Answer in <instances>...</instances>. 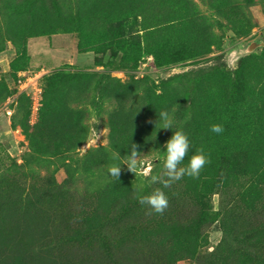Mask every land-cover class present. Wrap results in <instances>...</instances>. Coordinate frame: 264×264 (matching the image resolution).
I'll return each instance as SVG.
<instances>
[{
  "label": "trees",
  "instance_id": "trees-1",
  "mask_svg": "<svg viewBox=\"0 0 264 264\" xmlns=\"http://www.w3.org/2000/svg\"><path fill=\"white\" fill-rule=\"evenodd\" d=\"M87 1L8 0L10 8L16 12L15 17L21 12L35 16L42 10L62 15L66 12L65 19L74 17L75 11L82 12ZM91 1L89 4L94 7L102 5L100 1ZM103 1L112 3L114 0ZM139 1L141 6L135 18L127 24L144 32L147 48H150V37L170 22L174 11L159 0ZM179 1L185 4L190 18L205 26L209 33L206 39L189 41V49L201 57L210 54L211 45L220 49L221 36L215 32L216 17L221 14L218 0ZM230 1L246 16L242 0ZM245 1L250 7L254 0ZM101 20L107 28L109 22L104 14L94 16L91 23L96 25L94 21ZM177 40L174 37L172 44L180 46ZM118 84L120 80L107 72L99 73L92 77L85 90L73 89L67 94L66 106L78 115L77 129L64 139L55 140V144H47L44 147L47 159L38 157L36 148L31 145L23 164L15 165L16 173L21 174L5 181L15 185L8 187L6 193L10 200L16 198L24 205L18 206L17 216H5L0 221L4 233L10 237L22 233L23 239L28 238V244H25L28 252L23 255L30 256V264L31 258L40 264H183L189 260L196 264H264V78L259 77L253 83L251 100L231 101L232 120L227 119L231 126L224 128L221 134L208 135L205 143L211 145L206 144L203 149L211 162L205 165L198 179L184 176L177 181L181 192L178 190L180 193L175 195L171 193V186L158 183V189L168 197L169 204L162 215L153 213L151 216L145 214V205H141L136 197L151 194L155 191L154 184L149 182V177L134 179L125 165L133 143L111 138L107 147L91 149L86 155L79 151L90 136L89 118L96 103L94 93L98 86L103 94L105 88ZM186 86V82L180 85L182 92L186 91ZM130 87L132 90L128 93L112 95L115 103L111 102V107L116 113L133 114V133L138 136L146 121L159 117L160 112L153 110L149 103L143 80H133ZM175 107L177 109L172 107L167 111L172 120L179 121L177 127L160 129L158 123L149 142L138 145L137 151L141 155H158L154 171L163 167L164 145L174 132L185 133L181 125L190 115L188 104L181 99ZM42 127L40 121L34 129L41 130ZM199 148H194L190 156ZM116 153L119 158H114ZM54 161L60 163V168ZM113 164L121 166L118 180L108 175V168ZM58 171H63L65 179L57 185L56 191L38 196V189H32L31 193L22 188L29 178L54 181ZM214 195L220 197L221 216L215 220L210 213L214 209ZM26 213L34 220L29 233L25 232L28 225L18 220ZM128 218H140L134 226L138 237L134 242L123 232L125 227L129 228L125 225ZM217 221L222 225L221 241L212 251L205 252L209 227Z\"/></svg>",
  "mask_w": 264,
  "mask_h": 264
},
{
  "label": "rangeland",
  "instance_id": "rangeland-1",
  "mask_svg": "<svg viewBox=\"0 0 264 264\" xmlns=\"http://www.w3.org/2000/svg\"><path fill=\"white\" fill-rule=\"evenodd\" d=\"M90 1L82 12L75 11L74 17L65 19L66 12L62 15L42 10L35 16L21 12L15 17L11 3L0 0V221L5 216H17L18 206L24 205L16 198L10 200L6 193L8 187L15 185L5 181L21 174L16 173L15 165L23 164L31 145L38 157L47 159L44 149L47 144H55V140L76 131L78 115L66 106V96L73 89L85 90L95 74L107 72L119 79L120 84L105 88L103 94L98 86L94 93L96 103L89 118L90 136L79 149L81 155L109 146L111 138L137 145L149 142L152 130L158 126V117L147 120L141 134L136 136L133 114L116 113L111 107V102L115 103L113 94L128 93L132 90L130 82L143 80L148 101L157 113L172 107L177 109L175 104L181 99L188 104L190 115L181 127L189 138L190 148L182 166L188 164L194 148L211 145L205 143L209 134L214 135L211 125L231 126L227 120H232L231 101L251 100L253 83L259 77L264 78V0H254L250 7L242 0L246 16L230 0H218L221 14L216 17L215 32L221 36V48L211 45L206 57L188 47L189 41L206 39L209 33L205 26L190 18L182 1L159 0L171 6L174 13L170 22L150 37V48L144 32L127 24L135 18L141 1L93 0L102 3L99 7L89 4ZM103 14L109 22L107 28L104 20L94 21L96 25L91 23L94 16ZM174 37L180 46L172 44ZM184 82L187 86L182 92L180 85ZM40 121L41 130L34 129ZM172 123L174 130L179 121ZM54 162L60 168V163ZM157 162L156 153L142 154L133 178H148L144 175L148 170L151 174H162L163 167L154 171ZM64 179L63 171H58L54 181L29 178L22 188L31 193L32 189H38L40 196L56 191ZM177 186V181L171 184L174 195L181 192ZM159 187L155 183L153 189ZM219 200V195L212 197L213 220L221 218ZM145 207L147 214L151 209ZM137 219L128 218L125 225L129 228L123 229L132 242L138 239L134 227L140 220ZM18 220L28 225L26 233L33 229L30 214H21ZM222 234L219 221L209 227L205 252L219 244ZM25 244L28 238L23 239L22 233L10 237L0 227V247L7 249L0 248V264H30V256L23 255ZM31 263L40 264L32 258ZM183 264L196 263L189 260Z\"/></svg>",
  "mask_w": 264,
  "mask_h": 264
},
{
  "label": "clouds",
  "instance_id": "clouds-1",
  "mask_svg": "<svg viewBox=\"0 0 264 264\" xmlns=\"http://www.w3.org/2000/svg\"><path fill=\"white\" fill-rule=\"evenodd\" d=\"M159 123L160 129H172V117L167 110H162L159 113L156 126ZM210 131L216 134H221L224 131L223 125L213 124L210 126ZM138 145L131 144L130 155H126L127 163L125 164L128 170L135 173L138 167V159L141 153L137 151ZM164 163L162 174H151V170L145 171L144 175L149 177V182L152 184L161 183L164 187H170L173 182L179 181L184 176L198 179L201 171L206 164L210 163V158L204 154L203 147L197 149L196 154L192 155L186 166H181L185 157L188 155L190 142L188 136L181 130L174 132L173 136L164 145ZM119 153L115 154L114 158H119ZM119 179L121 174V166L113 164L108 168V175ZM137 200L141 205H147L151 211L147 215L151 216L154 213L162 215L167 209L169 201L165 193L156 189L149 195H137Z\"/></svg>",
  "mask_w": 264,
  "mask_h": 264
}]
</instances>
